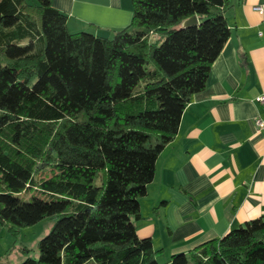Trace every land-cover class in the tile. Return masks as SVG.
Listing matches in <instances>:
<instances>
[{
    "label": "trees",
    "instance_id": "obj_1",
    "mask_svg": "<svg viewBox=\"0 0 264 264\" xmlns=\"http://www.w3.org/2000/svg\"><path fill=\"white\" fill-rule=\"evenodd\" d=\"M130 1L131 24L103 37L71 32L53 0H0V234L57 218L21 264H161L133 218L231 37L232 1ZM170 263L264 264V217Z\"/></svg>",
    "mask_w": 264,
    "mask_h": 264
},
{
    "label": "crops",
    "instance_id": "obj_2",
    "mask_svg": "<svg viewBox=\"0 0 264 264\" xmlns=\"http://www.w3.org/2000/svg\"><path fill=\"white\" fill-rule=\"evenodd\" d=\"M232 34L204 90L185 108L176 138L159 155L141 198L138 235L161 264L264 217V0H231ZM71 32L103 37L129 26L130 0H53ZM1 235V234H0ZM4 248L0 245V257Z\"/></svg>",
    "mask_w": 264,
    "mask_h": 264
},
{
    "label": "rangeland",
    "instance_id": "obj_3",
    "mask_svg": "<svg viewBox=\"0 0 264 264\" xmlns=\"http://www.w3.org/2000/svg\"><path fill=\"white\" fill-rule=\"evenodd\" d=\"M34 193L35 191L30 190L21 196L30 200ZM56 221L57 218H45L33 226L21 228L18 235L5 227L0 235V245L4 248L0 264H21L28 257H38L39 242L52 231Z\"/></svg>",
    "mask_w": 264,
    "mask_h": 264
},
{
    "label": "water",
    "instance_id": "obj_4",
    "mask_svg": "<svg viewBox=\"0 0 264 264\" xmlns=\"http://www.w3.org/2000/svg\"><path fill=\"white\" fill-rule=\"evenodd\" d=\"M198 24H199V19L196 15H194V16H191V17L187 18L186 20H184L182 22V27L187 28V27H190L193 25H198Z\"/></svg>",
    "mask_w": 264,
    "mask_h": 264
},
{
    "label": "built area",
    "instance_id": "obj_5",
    "mask_svg": "<svg viewBox=\"0 0 264 264\" xmlns=\"http://www.w3.org/2000/svg\"><path fill=\"white\" fill-rule=\"evenodd\" d=\"M256 9H257L259 12L264 13V8H263V7H256ZM257 99H258V101L264 103V96H260V97H258ZM256 122H257V125H258L260 128H264V120H262L261 118H258V119L256 120Z\"/></svg>",
    "mask_w": 264,
    "mask_h": 264
}]
</instances>
